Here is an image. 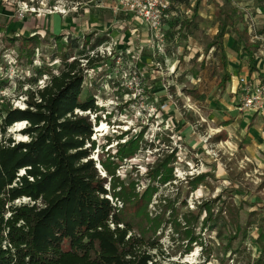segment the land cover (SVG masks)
Instances as JSON below:
<instances>
[{
    "label": "rangeland",
    "instance_id": "374dc122",
    "mask_svg": "<svg viewBox=\"0 0 264 264\" xmlns=\"http://www.w3.org/2000/svg\"><path fill=\"white\" fill-rule=\"evenodd\" d=\"M196 1L184 0L176 8V16L164 26L166 46L162 49L163 55L158 50L160 45L154 43L149 44L151 49L141 56L138 66L145 73L144 89L147 91L144 103L135 105L127 102L125 91L116 88L120 74L114 65L110 73L107 60L91 68L86 90L89 89L92 95L97 94L96 106L100 111L97 118L96 115L83 114L95 129L91 137L95 140V149L89 158L96 163L101 177L106 175L100 161L116 160L115 177L133 181L135 191L140 195L146 188L145 175L149 167L155 165L157 159L170 154L172 149L176 150L177 162L172 171L174 181L158 187L148 210H158L160 197L173 199L178 194L176 208L181 218L187 211H195L201 202L217 197L220 200L214 204V219L203 227L202 215L195 225L194 234L201 244H191L190 250L186 248L187 241L180 239V234H174L170 226H162L157 233L160 234L159 249L151 252L155 261L160 264H256L264 241V189H259V185L264 184V175L258 167H245L234 158L228 160V146L210 149L214 137L211 135L215 133L213 129L223 124L227 115H236L238 111L232 102L234 80L228 84L229 92L219 88L222 72L219 71L217 51L207 49L213 42L220 19L213 13L211 0H201L197 13L193 14ZM217 2L221 13H231L233 8L236 10L233 16L236 29L242 31L245 27L251 39L264 26V19L255 13L253 2ZM53 33L62 35L63 43L68 35L79 37L80 41L83 36L88 37L89 43L84 45V50L101 41L97 50L102 53L110 45L111 51L125 54L133 51L139 41H147L145 30L133 16L119 11L116 0H0V38L3 34H39L43 43L35 59L48 62L54 47L53 38L47 34ZM227 36L235 39V35L228 30L223 39L227 56L232 59L235 54L232 55L226 46ZM252 41L256 43L255 39ZM67 53L79 58L73 47ZM107 54L102 57L108 59ZM12 57V52L4 56L6 71L0 65V75L9 79V83L0 90V106L11 105L20 109L24 107V93L43 87L48 78L42 77L37 84L27 85L30 68L25 60L17 63ZM35 65L39 66V62ZM52 65L56 72L59 62ZM86 93L84 91L83 95ZM160 105H167V108L159 112ZM232 108L236 109L233 113ZM102 123L107 128L106 132H97L95 127L99 128ZM23 128L24 125L16 127L15 124L6 132L18 142L22 138L17 132ZM157 129L164 131L155 135ZM235 131L239 132L238 129ZM139 135L140 147L135 154L124 157L122 161L112 158L117 142L127 144ZM185 175H192L190 178L203 176L204 180L190 191ZM181 201H184L183 205ZM232 205L236 214L230 215L227 207ZM236 215L237 229L232 218Z\"/></svg>",
    "mask_w": 264,
    "mask_h": 264
},
{
    "label": "trees",
    "instance_id": "16d2710c",
    "mask_svg": "<svg viewBox=\"0 0 264 264\" xmlns=\"http://www.w3.org/2000/svg\"><path fill=\"white\" fill-rule=\"evenodd\" d=\"M183 1L178 0L172 9ZM263 1L256 0L258 9L262 8ZM200 2L196 1L193 14L197 13ZM216 8L220 20L207 49L217 51L222 72L218 86L222 90L230 81L223 38L231 30L240 42L242 33L237 31L231 14L221 13L219 6ZM243 30L246 31L245 27ZM263 31L264 26L258 34ZM47 36L53 38L54 47L48 62L35 59L43 43L39 34H3L0 38L1 66L5 65V54L12 52L17 63L25 60L30 68L27 85L33 86L42 77L48 78L43 87L24 93L23 108L0 106V264H160L151 252L159 249L160 234L157 233L164 225V228L170 226L174 234H180L182 241H187L188 250L193 243L201 244L194 234L195 225L202 215L203 227L214 219L218 197L201 202L195 211H187L181 218L176 208L178 194L173 199L160 197L158 210H148L158 187L174 181L176 150L172 149L149 167L146 188L140 195L133 181L115 177L116 160L100 161L106 175L101 177L96 163L89 158L96 143L91 139L92 122L83 114L96 115L100 110L95 104L97 94L86 90L88 74L103 60L109 62L111 73L116 52L107 59L97 51L101 41L84 50L88 37L83 36L80 41L79 37L68 35L63 43L62 35ZM242 45L248 56V73L252 74V50L257 47ZM72 47L79 58L67 53ZM37 61L39 66L35 65ZM57 62L59 67L54 72L52 64ZM8 83L9 79L0 75V90ZM22 122L24 128L17 134L26 140L16 142L6 131ZM140 140L141 135L127 144L117 142L112 158L122 161L135 154ZM203 178L186 177L187 188L193 191ZM234 208L227 207L230 215L236 214ZM232 218L237 229V215ZM260 249L256 264H264V241Z\"/></svg>",
    "mask_w": 264,
    "mask_h": 264
},
{
    "label": "built area",
    "instance_id": "2783aa9c",
    "mask_svg": "<svg viewBox=\"0 0 264 264\" xmlns=\"http://www.w3.org/2000/svg\"><path fill=\"white\" fill-rule=\"evenodd\" d=\"M178 0H116L119 11L124 14L133 16L140 24L141 28L147 33V41H139L134 45V50L128 53L116 52L113 59V65L120 74V82L117 89L125 91L127 102L137 104L144 103L146 97L145 73L143 68L138 64L141 61L143 53L151 49L149 44L160 45L159 53L163 55L162 49L166 46L164 37V26L174 17L172 7ZM258 40L257 36L253 37ZM144 42V43H143ZM264 42V40H262ZM112 47H108L107 51L97 50L100 56H111ZM96 100H98L96 98ZM125 100V101H126ZM124 101V102H125ZM96 104V102H95ZM167 105H160L159 112L164 111ZM235 108L238 112L250 111L253 113L264 114V83L255 77L240 76L238 77V92ZM95 130V129H94ZM164 130L157 129L155 135H161ZM171 132V131H170ZM192 175H185L189 177Z\"/></svg>",
    "mask_w": 264,
    "mask_h": 264
},
{
    "label": "crops",
    "instance_id": "0c3cea01",
    "mask_svg": "<svg viewBox=\"0 0 264 264\" xmlns=\"http://www.w3.org/2000/svg\"><path fill=\"white\" fill-rule=\"evenodd\" d=\"M248 1L254 3L255 13L261 14V12L264 11V1L262 2L261 5L263 6H260L262 7L260 9L257 8L258 6L256 0H248ZM211 2L213 4L212 7L213 13L217 18L218 9L216 8V6L220 7V4L217 2V0H211ZM178 6H176L175 9L178 8ZM233 10L235 9L233 8L231 10V13H228L229 11H225L223 13L231 14L233 17L234 16V14H232ZM235 13H237L236 10ZM174 16H176V11H174ZM260 18L264 19V13L260 15ZM238 32L242 33V35H239V38L241 39L240 42H238V38L236 37L235 31H231L232 35H235V39H233L230 36H227L226 38V46L229 47L230 52L233 53L232 55L235 54V57L231 56L233 58L229 59L227 56V51H225L227 57V71L230 75L229 82H232L234 80V87H233L234 95L232 96L233 98L232 102H234L233 108H235L237 92H238V77L240 76H248L250 78L255 77L264 83V44L262 42V40H264V31L257 35L258 40H256V43L252 41V39L254 38L251 39L247 29L246 31L242 30ZM243 43H247L248 45H252V46L255 45V47H257L252 50L253 58H254L251 64L253 69L252 74L248 73L249 72L248 56L247 53L243 51V45H242ZM229 82L226 83L227 89H226V85L222 89L225 92H229L228 91ZM233 108L231 110L232 113L233 110H236ZM236 129H238L239 132L237 131L234 132V130ZM213 130L215 131V133L211 135L214 137L212 139L213 141L212 144L210 145L211 146L210 149L213 150L214 148H219L217 146H223V147L224 145L228 146V151H227L228 160L230 158H234L237 159V162H241L245 167L248 168L253 167L254 169L258 167V169L264 175V114L245 111L243 112V114L242 113L239 114L237 112L236 115L233 116L232 114L227 115L225 122H223V124H219V126L214 128ZM227 140H229L230 142H227ZM217 150L219 154L220 151L219 149ZM223 156H226V153L223 154ZM259 189L263 190L264 184L261 183L259 185Z\"/></svg>",
    "mask_w": 264,
    "mask_h": 264
},
{
    "label": "bare ground",
    "instance_id": "6f19581e",
    "mask_svg": "<svg viewBox=\"0 0 264 264\" xmlns=\"http://www.w3.org/2000/svg\"><path fill=\"white\" fill-rule=\"evenodd\" d=\"M23 125H24L23 122H22V123H17V124H16V127H21V126H23ZM95 128H96L97 132H101V131H102V132H106V129H107L104 123H102L101 126H100L99 128H98V126H96ZM21 138H22L21 141H25V140H26L24 136H21Z\"/></svg>",
    "mask_w": 264,
    "mask_h": 264
}]
</instances>
